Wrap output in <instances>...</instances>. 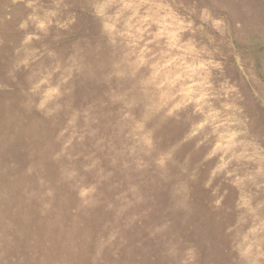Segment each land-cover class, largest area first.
Segmentation results:
<instances>
[{"label":"rangeland","instance_id":"374dc122","mask_svg":"<svg viewBox=\"0 0 264 264\" xmlns=\"http://www.w3.org/2000/svg\"><path fill=\"white\" fill-rule=\"evenodd\" d=\"M0 188V264H264V0H0Z\"/></svg>","mask_w":264,"mask_h":264},{"label":"bare ground","instance_id":"6f19581e","mask_svg":"<svg viewBox=\"0 0 264 264\" xmlns=\"http://www.w3.org/2000/svg\"><path fill=\"white\" fill-rule=\"evenodd\" d=\"M0 189H1V188H0ZM4 200H5V199H4ZM5 201H6V200H5ZM28 206H29V204H28ZM28 206H27V207H28ZM29 207L31 208V206H29ZM5 214H6V213H5ZM23 214H24V213H23ZM12 217H13V216H12ZM12 220H13V219H12ZM6 229H7V228H6ZM21 229H22V228H21ZM21 229H20V230H21ZM7 230H8V229H7ZM7 230H6V231H7ZM4 232H5V229H4ZM7 232H8V231H7ZM18 232H19V231H18ZM23 232H24V230H23ZM22 234H23V233H22ZM17 236H18V235H17Z\"/></svg>","mask_w":264,"mask_h":264}]
</instances>
